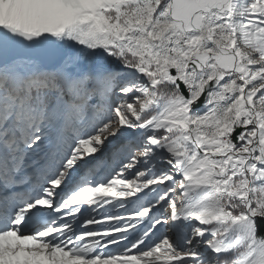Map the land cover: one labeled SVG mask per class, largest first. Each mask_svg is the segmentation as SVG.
Here are the masks:
<instances>
[{
    "label": "snow or ice",
    "instance_id": "snow-or-ice-1",
    "mask_svg": "<svg viewBox=\"0 0 264 264\" xmlns=\"http://www.w3.org/2000/svg\"><path fill=\"white\" fill-rule=\"evenodd\" d=\"M0 264H264V0H0Z\"/></svg>",
    "mask_w": 264,
    "mask_h": 264
}]
</instances>
